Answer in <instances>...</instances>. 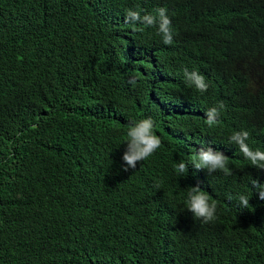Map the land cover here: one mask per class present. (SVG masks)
Returning <instances> with one entry per match:
<instances>
[{
  "label": "trees",
  "instance_id": "1",
  "mask_svg": "<svg viewBox=\"0 0 264 264\" xmlns=\"http://www.w3.org/2000/svg\"><path fill=\"white\" fill-rule=\"evenodd\" d=\"M262 46L264 0H0V264H256L264 169L223 181L177 166L224 133ZM185 69L208 89L189 90ZM140 118L162 143L133 169L126 124ZM196 183L216 204L207 223L187 210Z\"/></svg>",
  "mask_w": 264,
  "mask_h": 264
},
{
  "label": "clouds",
  "instance_id": "2",
  "mask_svg": "<svg viewBox=\"0 0 264 264\" xmlns=\"http://www.w3.org/2000/svg\"><path fill=\"white\" fill-rule=\"evenodd\" d=\"M166 11L165 8L158 9V31L163 34L164 44H172L171 20ZM125 21L152 26L157 23V18L150 14L141 17L139 12L129 10ZM240 72L247 83V96L228 109L224 133L212 140L209 146L199 147L195 157L188 164L180 162L177 166L179 173L187 174L191 171L202 175L215 174L219 180L228 181L236 171L249 172L255 170V166L264 169V98L257 97L258 93L264 90V81L259 84L264 79V46L251 61L241 65ZM183 80L185 86L193 92H204L209 86L205 76L197 71L188 72L185 69ZM223 108L224 104L221 102L219 109ZM218 115V108H211L206 112L205 122L210 127L213 126L218 122ZM256 130L260 132L259 136ZM126 132L128 152L125 153L124 160L135 169L136 162L149 158L161 146L162 141L154 132V122L151 118L128 122ZM127 170L128 168L124 167V171ZM253 187L258 190L259 198L264 200V184L254 180ZM209 199L207 192L196 183L188 192L187 210L192 212L195 218H203L207 223L215 218L216 211V204L209 203ZM239 200L243 211L253 212V203H250L248 197L241 195ZM256 264H264V251L263 258L256 261Z\"/></svg>",
  "mask_w": 264,
  "mask_h": 264
}]
</instances>
